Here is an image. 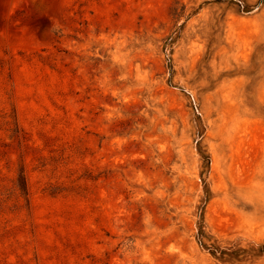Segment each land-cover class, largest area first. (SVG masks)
Returning a JSON list of instances; mask_svg holds the SVG:
<instances>
[{"label":"rangeland","instance_id":"1","mask_svg":"<svg viewBox=\"0 0 264 264\" xmlns=\"http://www.w3.org/2000/svg\"><path fill=\"white\" fill-rule=\"evenodd\" d=\"M234 1L0 0V264H264L195 238L207 188L220 245L264 244V0Z\"/></svg>","mask_w":264,"mask_h":264},{"label":"trees","instance_id":"2","mask_svg":"<svg viewBox=\"0 0 264 264\" xmlns=\"http://www.w3.org/2000/svg\"><path fill=\"white\" fill-rule=\"evenodd\" d=\"M220 1V0H218ZM231 1V0H229ZM263 0H260L262 2ZM238 6V10L244 13L250 12L252 7L246 4L243 0H235L234 1ZM181 27H177L174 31H172L164 41L162 46L163 50L166 52V49L171 46V44L179 37ZM167 67L169 71V77L173 75V67H172V59L167 57ZM203 159L206 161V165L209 162V156L202 154ZM203 183L205 181L203 180ZM210 197V192L207 188L203 191V196L201 198V202L198 205V220L196 223V242L198 246L204 250H206L212 257L225 262V261H244L248 258H254L260 256L264 253V244H259L258 246L254 247L251 246L248 249L244 248H236L232 249L231 247L222 246L219 244L218 240L215 239L209 232L206 230L204 218H203V209L204 204Z\"/></svg>","mask_w":264,"mask_h":264}]
</instances>
